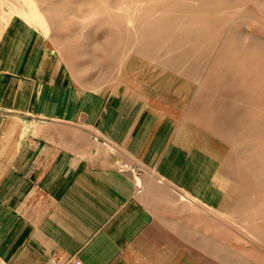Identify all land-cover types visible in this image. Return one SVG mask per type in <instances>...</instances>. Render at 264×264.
<instances>
[{"label":"crops","instance_id":"1","mask_svg":"<svg viewBox=\"0 0 264 264\" xmlns=\"http://www.w3.org/2000/svg\"><path fill=\"white\" fill-rule=\"evenodd\" d=\"M178 70L136 55L96 82L37 27L9 20L0 264H253L221 239L226 142L204 121L197 80Z\"/></svg>","mask_w":264,"mask_h":264},{"label":"rangeland","instance_id":"2","mask_svg":"<svg viewBox=\"0 0 264 264\" xmlns=\"http://www.w3.org/2000/svg\"><path fill=\"white\" fill-rule=\"evenodd\" d=\"M19 16L83 78L112 80L137 55L197 80L204 121L227 143L215 223L238 257L264 264V0H0V36Z\"/></svg>","mask_w":264,"mask_h":264},{"label":"bare ground","instance_id":"3","mask_svg":"<svg viewBox=\"0 0 264 264\" xmlns=\"http://www.w3.org/2000/svg\"><path fill=\"white\" fill-rule=\"evenodd\" d=\"M257 115V114H256ZM222 124V123H221ZM190 132V131H189ZM251 132V131H250ZM258 132V131H257ZM224 142V141H223ZM217 143V142H216ZM240 143H241V141H240ZM227 144V143H226ZM225 145V144H224ZM203 146V145H202ZM236 146V145H235ZM234 146V147H235ZM202 150V149H201ZM245 153V152H244ZM243 153V154H244ZM239 155V154H238ZM246 156V155H245ZM233 157V156H232ZM244 157V156H243ZM248 157V156H247ZM252 157V156H251ZM262 157V156H261ZM237 158V157H236ZM238 158H239V156H238ZM255 158V157H254ZM264 158V157H263ZM242 159V158H241ZM261 160H262V158H261ZM237 161V160H236ZM249 161V160H248ZM250 161H252V160H250ZM234 162V161H233ZM260 162V161H259ZM261 163V162H260ZM234 164V163H233ZM239 164V163H238ZM245 164V163H244ZM243 164V165H244ZM256 164V163H255ZM264 164V163H263ZM246 165H247V163H246ZM251 165V164H250ZM253 166V165H252ZM259 166V165H258ZM251 167V166H250ZM249 168V167H248ZM262 168V167H261ZM228 169H229V167H228ZM234 169V168H233ZM259 169H260V167H259ZM258 169V170H259ZM264 169V168H263ZM223 171V170H222ZM241 171H243V170H241ZM252 171V170H251ZM251 171H247V172H251ZM261 171V170H260ZM229 172V171H228ZM245 172V171H244ZM230 173V172H229ZM224 174V173H223ZM226 174V173H225ZM256 174V173H255ZM233 175V174H232ZM257 175H259V174H257ZM231 176V175H230ZM264 176V175H263ZM232 177V176H231ZM262 177V176H261ZM261 177H259V178H261ZM253 178V177H252ZM233 179V178H232ZM254 180H255V178H254ZM257 180V179H256ZM256 180H255V182H256ZM258 181V180H257ZM210 182V181H209ZM237 182V181H236ZM251 182V181H250ZM245 183V182H244ZM241 185V184H240ZM249 185V184H248ZM258 185V184H257ZM241 187V186H240ZM250 187H252V186H250ZM263 187V186H262ZM243 188V187H242ZM241 189V188H240ZM244 189V188H243ZM261 189V188H260ZM238 190V189H237ZM254 190V189H253ZM259 190V189H258ZM264 190V189H263ZM247 191V190H246ZM245 191V192H246ZM251 191V190H250ZM238 192V191H237ZM240 192V191H239ZM243 192V191H242ZM253 192V191H252ZM250 193V192H249ZM248 193V194H249ZM245 194V193H244ZM239 196V195H238ZM241 197V196H240ZM246 197H248V196H246ZM221 198V197H220ZM232 198V197H231ZM232 199H234V198H232ZM238 199H239V197H238ZM232 201V200H231ZM234 201H236V200H234ZM219 202V201H218ZM240 203V202H239ZM237 204H238V202H237ZM247 206H248V204H247ZM237 207V206H236ZM233 209L232 210H234V207H232ZM246 208V207H245ZM220 258V257H219Z\"/></svg>","mask_w":264,"mask_h":264}]
</instances>
